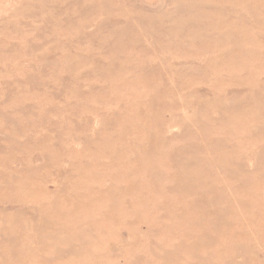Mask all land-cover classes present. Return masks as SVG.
<instances>
[{
    "label": "rangeland",
    "instance_id": "obj_1",
    "mask_svg": "<svg viewBox=\"0 0 264 264\" xmlns=\"http://www.w3.org/2000/svg\"><path fill=\"white\" fill-rule=\"evenodd\" d=\"M0 264H264V0H0Z\"/></svg>",
    "mask_w": 264,
    "mask_h": 264
}]
</instances>
